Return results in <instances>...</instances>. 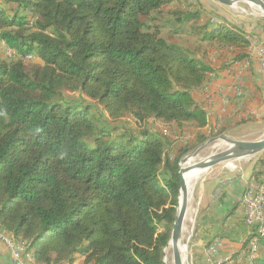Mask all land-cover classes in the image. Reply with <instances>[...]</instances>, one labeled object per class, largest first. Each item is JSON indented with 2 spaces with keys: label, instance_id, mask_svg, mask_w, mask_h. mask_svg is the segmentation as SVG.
<instances>
[{
  "label": "trees",
  "instance_id": "16d2710c",
  "mask_svg": "<svg viewBox=\"0 0 264 264\" xmlns=\"http://www.w3.org/2000/svg\"><path fill=\"white\" fill-rule=\"evenodd\" d=\"M177 1L0 0V43L14 53L0 54V229L25 246L24 260L163 264L180 157L227 128L203 129L199 94L247 58L250 36L264 38V20L201 23L200 1L169 8ZM182 35L193 44L172 39ZM204 44L230 57L214 65ZM123 118L136 128L117 126ZM150 121L199 134L173 156ZM257 240L250 264H264Z\"/></svg>",
  "mask_w": 264,
  "mask_h": 264
},
{
  "label": "rangeland",
  "instance_id": "374dc122",
  "mask_svg": "<svg viewBox=\"0 0 264 264\" xmlns=\"http://www.w3.org/2000/svg\"><path fill=\"white\" fill-rule=\"evenodd\" d=\"M199 1H200L201 5L206 8L205 12H202L201 19H200L201 23L205 22L207 20V18H209V17H213L214 22H216L217 21V19L215 18L216 16H221L225 20H228L229 22H232L234 24L238 23V24L248 25L250 23H254L255 21L258 22L259 20H264V18L261 17L259 12H257L256 10H253L245 2H238V3H236V5L234 4L232 6H225V5L218 3L215 0H179L175 3H172V5H170L169 8L197 9V7L199 6L198 5ZM5 8H7V7H5ZM167 8H168V6L164 7V11L162 13L155 15L159 21L162 19L164 13L167 12ZM213 14L215 16H212ZM172 39L175 41H180L184 45H189V44L192 45L193 44V43H191L190 38H187L184 35H182L181 37L175 36ZM249 41H250V48L252 49L251 51L255 50L256 55H257L256 47L260 42L264 41V38L263 39H257V38L250 36ZM203 50L206 51V54H205L206 58H208V60H210L212 62V64H214V65H218L221 61L228 59L230 57L229 52H231L227 48L218 47L216 45H211V44H204ZM0 54H1V57L5 58V59H6V56L7 57H13L14 56V53L7 46H5L1 43H0ZM27 58H30V57H27ZM31 58H33V57H31ZM257 58H258V55H257ZM25 63L28 64L29 62H25ZM261 71H262L261 74H263V76H264V70L261 69ZM207 82H209V80ZM239 83H240V80H239ZM238 86L240 87L241 85H238ZM246 94L247 93L246 92L244 93V90H243L242 95H241L242 99L245 98ZM247 98H248V96H247ZM248 103L252 105V106H250L252 109H251V111L248 112V115L239 114L241 116L239 117L240 119H238L237 117L235 118L234 114H232V115L229 114L230 115L229 119L227 121H225V125L227 126V128H226L225 132H223L221 134H224L231 139L243 140V141H253V140L260 139L264 136V93H260L259 95L257 94V98H255L254 96L252 97V95H250V100ZM208 105H210V103L206 99L205 107L207 108V110H208ZM210 106H212V105H210ZM235 106L239 107L238 104ZM231 113H232V111H231ZM116 125L119 126L120 128H128V129H132V130H134L136 128L133 121L129 118H123L122 120L117 121ZM105 126L111 128V127L115 126V123L110 122V123H108V125H105ZM149 126L158 130L159 132H163L169 136V138L171 140L170 151H171V154L173 156H177L178 154L180 155L181 154L180 151H182L184 148H186L189 145L195 144V140L197 138V135L199 134L197 132L198 129H196L190 125H186L180 129V128H177L175 125H172V124L171 125H165V124H162L160 122L150 121ZM219 127L221 128V127H223V125L218 124L216 126H208V127L205 126L203 129L204 130L212 129V130L217 131L219 129ZM218 135H220V134H218ZM218 135L209 136L207 139H209L211 137L218 136ZM207 139H205V140H207ZM201 143H197L194 147L192 146L190 150H188L185 154L181 155L180 160L184 156L191 154L192 151L194 150V148H196ZM263 162H264V151H262L261 153L255 154L251 157L229 161L228 163L217 164V165L207 169V172H204V174H202L198 177L199 180L197 181L195 188H193L194 189L193 190V198H194V203H195V207H196V212H195V216L193 219L194 222L192 221L193 224H192V228H191L190 238H189V240H186V242H185V244L187 246L188 258H189L188 264H195L194 259L192 257V250H193V244L195 243V241L198 238L197 236H201V235L207 233L206 232V223H204L205 222L204 220H206L208 215H207V213L203 212V209L206 208L204 206L207 205V203L208 204L212 203V200H213L212 196H214L216 194V192L219 191L220 186L219 187L212 186L211 188L205 189L204 191H203V188L207 185H211L214 183L212 181V176H213V179L218 178V179H221L220 181H225L224 178H229L231 176H235V174H237V172L239 173L242 169L244 170V168H247V167H252L254 170H257V172H260L259 167L263 166L262 165ZM223 183L225 184V182H223ZM217 193L219 196L221 195V191H219ZM201 220H203V221H201ZM186 223L187 222L185 221V224ZM243 223H244V220H243ZM246 227L248 229L252 228V227H248V226H246ZM204 257H205V255H204ZM24 263L25 264H32V263H30L29 259L24 260Z\"/></svg>",
  "mask_w": 264,
  "mask_h": 264
},
{
  "label": "crops",
  "instance_id": "0c3cea01",
  "mask_svg": "<svg viewBox=\"0 0 264 264\" xmlns=\"http://www.w3.org/2000/svg\"><path fill=\"white\" fill-rule=\"evenodd\" d=\"M251 50L249 46L246 51L248 56L245 60L234 62L229 67L212 74L209 82L205 84L203 92L201 91L199 94V97L205 100L209 97L212 98V103L210 104L212 106L208 105L207 127L216 126L217 124L223 125L232 114L238 119L241 116L239 114L248 115V112L252 109L250 107L252 105L248 103L250 95L257 98V94L264 93V76L261 74L262 71L255 50ZM236 85H241L244 93H247L244 99L242 97H239L237 100L235 99L233 88ZM221 94L231 99L230 105L227 106L221 102ZM237 104L239 107L235 106ZM262 165L259 167L260 172H257L252 167H247L239 173L237 172L235 176L224 178L225 181H220L221 179L218 178L213 179L212 176L214 183L203 188L204 191L212 186H220L219 191H221V195L219 196L217 193L219 191H217L212 196V203H207L204 206L206 208L203 209V212L208 215L206 220H204L207 233L197 236L198 238L193 244L192 257L195 264H205V249L214 241L218 244L215 259L223 260L231 256L234 264H250L238 257L241 246L246 244L250 239V236H248L250 229L243 223L241 199L245 184L251 177H257L258 180L263 178L264 162ZM82 261L83 258L81 257L79 260L74 261L73 264H79ZM0 264H13L8 251L1 242Z\"/></svg>",
  "mask_w": 264,
  "mask_h": 264
},
{
  "label": "water",
  "instance_id": "95a60500",
  "mask_svg": "<svg viewBox=\"0 0 264 264\" xmlns=\"http://www.w3.org/2000/svg\"><path fill=\"white\" fill-rule=\"evenodd\" d=\"M219 2L220 4H223L225 6H232L238 2H245L248 5L253 4L256 7L259 8L261 11L260 15L264 18V0H215ZM217 138H222L229 143L233 144V147L223 151L218 152L213 155H206L202 157L201 160H198L191 164L190 167L192 168H202V169H209L217 164L221 163H228L229 161L238 160L242 158L251 157L255 154H258L262 151H264V136L260 139L253 140V141H243V140H235L231 139L228 136L224 134H220L215 137H211L204 142H202L200 145H198L191 154L192 157H196L205 146L209 145L211 142L216 140ZM185 158V156L180 160V162ZM179 162V163H180ZM189 167V168H190ZM188 168H184L179 164V179H180V188H179V195H178V203L176 207V212L174 216L173 225L170 231L169 240L167 242L166 247L163 250V258L162 262L165 263V250L167 247H170V254L172 255L174 251L177 248H181V246L185 247L184 241H183V228L185 224V215L188 209V203H189V188L187 185V182L184 177V172ZM188 251H187V263L188 264Z\"/></svg>",
  "mask_w": 264,
  "mask_h": 264
},
{
  "label": "built area",
  "instance_id": "2783aa9c",
  "mask_svg": "<svg viewBox=\"0 0 264 264\" xmlns=\"http://www.w3.org/2000/svg\"><path fill=\"white\" fill-rule=\"evenodd\" d=\"M260 69L264 70V41L260 42L256 47ZM262 67V68H261ZM235 99L237 100L242 95V88L238 85L234 86ZM221 102L224 105H230L231 99L224 95H220ZM208 102L212 103V98H207ZM225 110V108H224ZM218 125V124H217ZM256 177H251L245 184L242 194V208L244 224L248 227L254 228L255 235L250 239L258 238V233H264V177L261 180ZM0 242L8 251L14 264H24L25 259V246L16 247L15 242L9 241V232L0 230ZM218 244L216 241L212 242L205 249V264H217L215 256L217 254ZM255 247H243V251L238 252V257L248 260L250 255H256ZM234 264L233 258L230 256V263Z\"/></svg>",
  "mask_w": 264,
  "mask_h": 264
},
{
  "label": "bare ground",
  "instance_id": "6f19581e",
  "mask_svg": "<svg viewBox=\"0 0 264 264\" xmlns=\"http://www.w3.org/2000/svg\"><path fill=\"white\" fill-rule=\"evenodd\" d=\"M249 6L253 10H256L257 12L261 13L259 8L256 7L255 5L249 4ZM205 147L206 148L205 149L203 148L204 150L203 151L201 150L202 152L200 151L201 153H199L196 157H192V155H187L179 163L182 167L188 168L187 170H185L186 172L183 173L185 180L187 182L188 188H189V203H188V209H187V212L185 215V221L187 223L184 224V228H183L184 244H185L186 240H189V238H190L191 228H192V224H193L192 221L194 219L195 212H196V207H195L194 198H193V190H194L193 188H195V185H196L197 181L199 180L198 177L200 175L204 174V172H207V169H202V168L197 169V168H192L190 166L194 162L201 160L203 156L213 155V154H216L218 152H223V151H226V150L232 148L233 144L229 143L228 141H226L222 138H217L216 140H214L213 142H211L209 145H207ZM0 230H2V229H0ZM2 231H4V230H2ZM259 234L264 237V233H259ZM9 241L15 242L16 247H23L21 244H19L14 239L13 235H11L10 233H9ZM255 246H256V253L258 254V240H257V238L251 239L246 247H255ZM257 254L256 255H250L248 257L247 262L250 263V259L257 256ZM165 263L166 264H186L187 263V246H186V244H185V247L181 246V248L180 247L177 248L172 255L170 254V247H167L165 250ZM224 263H230V257L223 259V260H217V264H224Z\"/></svg>",
  "mask_w": 264,
  "mask_h": 264
}]
</instances>
